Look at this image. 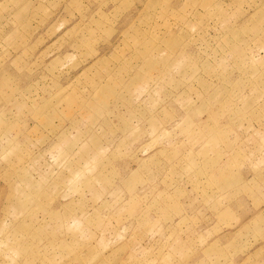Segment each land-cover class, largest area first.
<instances>
[{"label": "rangeland", "instance_id": "1", "mask_svg": "<svg viewBox=\"0 0 264 264\" xmlns=\"http://www.w3.org/2000/svg\"><path fill=\"white\" fill-rule=\"evenodd\" d=\"M0 264H264V0H0Z\"/></svg>", "mask_w": 264, "mask_h": 264}]
</instances>
